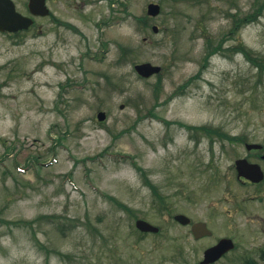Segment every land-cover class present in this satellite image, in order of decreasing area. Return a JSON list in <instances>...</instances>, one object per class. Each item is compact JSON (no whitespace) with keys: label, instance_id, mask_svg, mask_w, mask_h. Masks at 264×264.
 <instances>
[{"label":"rangeland","instance_id":"rangeland-1","mask_svg":"<svg viewBox=\"0 0 264 264\" xmlns=\"http://www.w3.org/2000/svg\"><path fill=\"white\" fill-rule=\"evenodd\" d=\"M262 1L46 0L55 26L0 32V264H200L221 237L235 246L211 264H264V179L234 168L251 155L264 170L244 147L264 152V71L232 50L264 58V9L225 37ZM208 39L221 51L207 56ZM143 61L161 71L140 77Z\"/></svg>","mask_w":264,"mask_h":264},{"label":"water","instance_id":"water-1","mask_svg":"<svg viewBox=\"0 0 264 264\" xmlns=\"http://www.w3.org/2000/svg\"><path fill=\"white\" fill-rule=\"evenodd\" d=\"M27 8L30 15H25L16 9L13 0H0V31L16 32L20 29H27L32 23V15L44 16L48 13L45 0H28ZM146 12L150 16H156L160 12V5L158 3L150 2L147 4ZM152 30L157 31V26L153 25ZM135 71L142 77H148L160 71L159 65H154L150 62H141L134 65ZM122 107V105H121ZM105 113L103 111L97 112V118L103 120ZM246 148H260L261 145L257 143H246ZM237 170V177L243 176L253 182H258L263 178V172L257 163H251L245 158H238L235 160ZM174 219L181 224H189L190 218L182 213L174 215ZM135 226L143 232H157L158 227L149 223L144 219H136ZM191 232L195 238L204 235H210L211 231L207 228L205 222L196 221L191 223ZM234 243L231 238H220L215 244L207 247L203 251V258L200 264H209L220 258L225 252L232 249Z\"/></svg>","mask_w":264,"mask_h":264},{"label":"trees","instance_id":"trees-1","mask_svg":"<svg viewBox=\"0 0 264 264\" xmlns=\"http://www.w3.org/2000/svg\"><path fill=\"white\" fill-rule=\"evenodd\" d=\"M264 9V1L259 2L256 4L255 8H253L252 12L248 13L247 15H245L243 18L241 17H235L233 20V27L230 29L229 34H227L225 37L230 36V33H232V31H234L235 29H238L241 26L242 22H250L251 20H253L254 18H256L258 16V14H260L262 12V10ZM137 21H142L145 24V17H137L135 18ZM224 39V37H223ZM222 47V43H217L215 44L214 42H212V40L208 39L207 41V49H206V55H211L212 53H215L216 51H221ZM125 50V49H123ZM232 50L234 51H241L249 61H251V63L256 66L257 68H259L261 71H264V58L260 57H253L250 55V52L245 49L244 47H242L241 45H238V47H234ZM121 60V59H120ZM119 60V62H120ZM198 76V75H197ZM182 89V87H181ZM180 89V90H181ZM159 86L156 85L154 86V97L157 99L158 98V93H159ZM151 113V112H150ZM153 116H156V114L151 113ZM194 128V127H193ZM195 129H200V127H195ZM210 130H214V129H210ZM217 134H219L220 136H222V138H227L228 140H239L238 137H232L229 135H225V133L223 132H216ZM137 168H140L136 165ZM146 183L152 188L153 192L155 194H157L155 187L153 186V184H151V182L146 181ZM106 196V194H105ZM111 198V197H110ZM120 207L126 208V206H123L122 203H118ZM27 222V221H26ZM29 223V221L27 222ZM63 231V230H62ZM141 233V232H140ZM158 233V232H157ZM144 234V233H143ZM262 259H264V252L262 254ZM240 264H258L257 260L255 257L253 256H248L245 257Z\"/></svg>","mask_w":264,"mask_h":264},{"label":"flooded vegetation","instance_id":"flooded-vegetation-1","mask_svg":"<svg viewBox=\"0 0 264 264\" xmlns=\"http://www.w3.org/2000/svg\"><path fill=\"white\" fill-rule=\"evenodd\" d=\"M47 17L50 19V23H51V25L52 26H55L56 25V22H58L57 20H58V18L57 17H55V15H54V13L52 12V11H49V13H48V15H47ZM66 26H67V28L68 29H70V30H73L75 33H79L80 31L77 29V28H75L72 24H70L69 22H63ZM72 25V26H71ZM251 150H253L254 152H252L253 153V155L252 156H256V157H258V159L260 160V159H263L262 158V154L264 153L263 151H262V148H260V149H251ZM251 150H248V151H251ZM249 161H253V157H251V155H247V156H245ZM238 181H240L241 183H243V184H248V185H260V182L259 183H254V182H251V181H249V180H247V179H244V178H238L237 179ZM262 182V181H261Z\"/></svg>","mask_w":264,"mask_h":264}]
</instances>
